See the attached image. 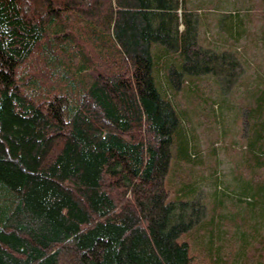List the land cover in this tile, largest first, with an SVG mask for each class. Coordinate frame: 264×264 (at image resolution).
<instances>
[{
    "label": "trees",
    "instance_id": "1",
    "mask_svg": "<svg viewBox=\"0 0 264 264\" xmlns=\"http://www.w3.org/2000/svg\"><path fill=\"white\" fill-rule=\"evenodd\" d=\"M261 60L264 0H0V264H264ZM226 88L237 190L212 161L200 204Z\"/></svg>",
    "mask_w": 264,
    "mask_h": 264
},
{
    "label": "rangeland",
    "instance_id": "2",
    "mask_svg": "<svg viewBox=\"0 0 264 264\" xmlns=\"http://www.w3.org/2000/svg\"><path fill=\"white\" fill-rule=\"evenodd\" d=\"M222 6V4H221ZM225 8H230L232 6H230L229 4H225L223 5ZM210 20H208L209 22ZM211 24H212V20H211ZM202 31V30H201ZM260 55V53H259ZM262 61V60H261ZM259 61V64H261ZM263 64H261L262 66H264V62L262 61ZM264 69V67H263ZM261 69L262 72H264V70ZM208 77V76H205ZM203 77L201 79V81L199 82L200 84V90L204 93L206 96L212 98L215 95H217L215 93V90H217L218 95H220L221 93V89L220 87H216L214 86L212 80ZM224 90V95H222V97H226L223 104L220 105V108H218L219 114H218V122L220 123L219 125H215L213 123V120L215 119V117L213 116H209V119L211 122L205 120V118L201 119L202 122H206V125L200 126V127H195L196 129L194 130V136L196 139V142L199 143V147L200 149L203 151L202 156L204 159V163L200 166L195 165L194 167V171L193 173L195 175H197L199 177L198 181H197V192H196V200H198V202L200 204H207L210 199H211V195L214 192V185H213V181L210 178H206L204 179L203 182H201V176L207 175V173H210V171L208 172V168L207 166L212 162L215 161L216 165L214 164V167L218 169V173L220 175V180H221V185L228 187L229 189L232 190H237V185L234 182V177H233V163L234 162H238V158L237 155H231L226 153V151L223 149L222 146H220V141L223 142H229L230 140H236L238 139V133H239V129H240V125L237 123V115L239 112L238 109V102L235 101L234 99H230L229 97H227L228 95H231V89L226 88V89H222ZM227 92V93H226ZM229 93V94H228ZM220 96H217L216 98H218ZM231 97V96H230ZM234 97V96H233ZM235 98V97H234ZM213 99V98H212ZM207 109L209 112H211V107L212 105L207 104ZM213 115V114H212ZM202 116H205V114H203ZM211 117V118H210ZM191 119L194 120V125L197 123V120L200 119L198 117H192ZM217 142L216 145H218V150L216 152V156L213 158H210L208 155V153L210 152V145L211 143ZM233 159V161H232ZM196 171V172H195ZM230 198H226L224 199V202H228ZM230 237V236H229ZM229 237H227V235H220L218 244L223 245V246H229ZM209 240V237H205L203 239L202 243H199L200 245L203 246V244L205 245V243ZM239 240V237L238 239ZM192 243H194L195 246H198V244H195L196 242L194 240H192ZM239 242L236 243L237 245V254L239 253ZM194 246V248H195ZM237 264V263H236Z\"/></svg>",
    "mask_w": 264,
    "mask_h": 264
}]
</instances>
